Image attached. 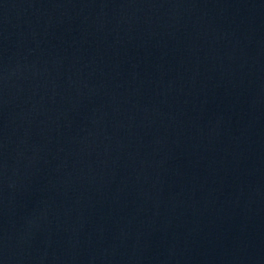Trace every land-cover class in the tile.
Returning <instances> with one entry per match:
<instances>
[{
  "label": "water",
  "instance_id": "water-1",
  "mask_svg": "<svg viewBox=\"0 0 264 264\" xmlns=\"http://www.w3.org/2000/svg\"><path fill=\"white\" fill-rule=\"evenodd\" d=\"M0 264H264V0H0Z\"/></svg>",
  "mask_w": 264,
  "mask_h": 264
}]
</instances>
